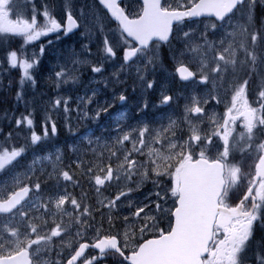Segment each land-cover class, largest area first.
I'll return each mask as SVG.
<instances>
[{"label": "snow or ice", "instance_id": "1", "mask_svg": "<svg viewBox=\"0 0 264 264\" xmlns=\"http://www.w3.org/2000/svg\"><path fill=\"white\" fill-rule=\"evenodd\" d=\"M22 2L0 0V34L20 37L25 45L50 34L60 40L81 28L92 43V27L100 25V59H90L95 54L82 43L88 57L74 59V51L61 50L48 69L58 90L52 106L90 121L94 127L76 139L81 145L87 141L88 148H106L109 159L119 163L99 168L100 174L87 169L98 195L106 184L116 189L93 208L61 185V179L74 186L79 181L59 166L58 154L52 172L34 167V151L30 164L21 163L38 142L58 134L56 122L49 130L46 115L38 134L32 130L33 113L15 119L17 129L27 125L30 141L25 137L23 144L0 150V264H250L247 254L254 243L258 264H264V0H81L78 7L65 0L66 20L44 4L43 22L34 4L25 18ZM113 21L116 27L109 29ZM193 23H202V30ZM165 47L180 80L206 88L184 96L175 119L166 109L178 105L180 97L157 78L158 71L166 72ZM45 53L43 43L34 51L7 52V64L22 71L17 100L26 84H36ZM108 63L115 68L112 78H93L95 86L84 85L83 95L68 94L80 83L76 65H88L103 77ZM63 85H69L64 93ZM157 90L158 104L151 95ZM220 104L223 111L217 112ZM11 137L10 132L5 139ZM145 147L148 159H134L133 153L143 155ZM50 182L56 191L42 187ZM69 201L78 212L76 239L65 248L72 225L54 218L50 226L44 215H63ZM53 204L56 212L50 211ZM52 252L59 259H41Z\"/></svg>", "mask_w": 264, "mask_h": 264}, {"label": "rangeland", "instance_id": "2", "mask_svg": "<svg viewBox=\"0 0 264 264\" xmlns=\"http://www.w3.org/2000/svg\"><path fill=\"white\" fill-rule=\"evenodd\" d=\"M62 1V2H60ZM81 0H73V3L75 6H79ZM65 3V0H26V2L21 3V8L25 11V18H27L30 15L31 9L33 4L35 5V8L38 10V22H43V19L40 20V18H43L42 16V10L44 4H48L53 14L56 16L57 19L63 18L66 20V12L62 11V5ZM42 16V17H40ZM82 23V22H81ZM191 27L202 30L203 24L202 23H193ZM100 28L99 24H96L94 27H92L93 35H92V43H89V40L81 35L82 32L85 31L84 28H81L79 32L74 36L65 37L61 35L60 40H56L55 34H50L48 37L41 38L40 41L33 42L30 45H25L23 43L22 38L20 37H13L11 34H8L7 37H5L4 34H0V92L3 90V87H5L4 82V75L6 72H10L12 68L10 65L7 64L6 56L7 52L9 51L8 47L10 46L11 42L15 43L17 46L15 50L18 51L24 48L27 51H34L37 50L39 45L41 43L45 44L46 46V53L42 59V66L43 70H37L35 72V79L36 84L30 85L26 84L24 88V96L23 99L17 100V102H30L33 108L34 113L36 114V117L33 115L34 119V126L32 130H36V128H40V131H36L38 134L43 132V123H44V117L47 115L50 117V122L48 124L49 130L51 127V121H55L58 128V134L54 137H52L49 141H42L38 142L36 146H34V149L30 150L24 161L21 163H31L33 160V151L36 156V162L34 167L39 170L41 167L45 169L46 172H52L53 171V161H55V156L58 154L61 157V160L59 162V166L63 168L64 170H69L70 174L74 175V180L79 181V186H74L72 182H64L61 179V185H65L67 187V192L70 196H73L77 198L78 200H81L82 203L88 204L89 206L93 208L99 207L98 200L104 199L105 197L112 196L110 190L112 189L114 192L116 191L115 187L105 185L103 188H101V191L99 195L97 194L94 184V180H89V173L87 172V169L89 167L92 168L96 172V174H100L99 168L106 167L109 163L112 164L113 168L116 167V165L119 163L114 157L109 159V152L106 148L103 147H97V145L93 144L91 148L87 147V141H84V144L81 145L79 141L76 139L81 133L85 131L88 127H94V125L91 124L90 121H88L86 118H80L77 119V114L75 111H72L67 114V116L63 112V106L59 110L53 109L52 102L57 97L58 90L54 86V77L50 74L49 68L54 65L57 61V56L59 55L61 50H68V51H74L77 54V57L79 59H84L88 57L87 53H84L81 49V44H88L92 53L95 55H92L90 59L92 60H98L100 59V56L102 55V52H98V46L101 45L103 37L98 33V30ZM109 29H114L115 26L111 22L108 25ZM107 31V29H106ZM230 31V29H229ZM51 39L53 40L52 45H48L47 41ZM5 40H7V43H5ZM96 49V50H95ZM164 51L168 52V49L166 48ZM121 54L118 52V57ZM163 55V50H162ZM169 55V54H168ZM170 60V59H169ZM171 61V60H170ZM172 62V61H171ZM175 63V62H174ZM166 72L160 73L157 72V78L160 80H165L167 85L171 87V94L174 96L180 97L179 102H181V93L184 94V96H187L193 92L198 94H203V92L206 90L204 85H201L199 83H192V84H183L179 81L177 78L176 72L173 70L172 65L164 60ZM176 64V63H175ZM178 66L177 64L175 65ZM73 67L72 64H69V68ZM78 71L75 73L79 76L80 83L75 86V90H72L69 95L72 97H75L76 95H83L84 92V85H88L90 87H94V84H91L90 81H92L93 78L100 80L104 77L112 78L111 73L115 70L113 65L111 63H108L105 65L106 71L103 73V77L100 74H93L90 71V67L88 65H76L75 66ZM118 67V63H117ZM15 70L19 71V81L22 76V71L17 67ZM168 71V72H167ZM128 84H132V80H128ZM128 91L131 92L132 85H127ZM210 87V85H209ZM69 88V85H63L62 89L60 90L62 93L66 92ZM159 90H157V93ZM156 93V94H157ZM91 94V93H89ZM222 98L223 93L221 94ZM67 98V97H66ZM153 102H157L158 100L156 98H153ZM228 100H230V96L227 97ZM250 101L253 99V97L250 95L249 97ZM183 102L185 103V100L183 99ZM183 103V104H184ZM214 103V102H213ZM180 104V103H179ZM175 105L174 107L170 109H166L169 113H175L176 115L173 117L174 119L177 118L182 109H178L180 105ZM223 106V104H222ZM72 109H75V103H71ZM222 107L217 106L216 111L219 112V110ZM150 113H155L156 116H160L161 113L156 108H150ZM0 123H1V116H0ZM134 123V121L132 122ZM167 123V121H165ZM0 127L3 129V127L0 124ZM72 128V132H69V128ZM237 130H240V123H237ZM42 134V133H41ZM61 134H65L63 137V144L59 143L58 140L61 139ZM99 135V133H97ZM18 136L28 137L30 141V133L21 130L18 134ZM16 140H18L17 136H15ZM104 144V141H101V145ZM111 144V142H109ZM64 146H66L70 152V159L66 156ZM153 147H159V145H152ZM125 147L129 150L132 149V144L130 142H127L125 144ZM139 147V145H137ZM92 148H96L97 151L95 154L92 152ZM76 149H79V151H75ZM58 150V152H57ZM115 150V149H113ZM148 148L145 147L143 149V153L147 154ZM136 157L134 159H137V153H133ZM50 157V159H44V157ZM79 157V158H78ZM123 156L121 155V160ZM80 165V167H77V165ZM70 166V167H68ZM43 179V177H42ZM51 183L49 185H43L42 187H45L47 191L54 192L56 189L51 187ZM140 193L136 194V198L143 199ZM70 207L72 209H70ZM68 208L69 210L65 209ZM51 212H56L55 205L53 204L50 209ZM63 215H66V217H63L60 214H57L55 217H53L51 214L44 215V219L48 221V224L50 226H54L52 224V220L55 218L56 222H63L65 224H71L72 227L70 229L69 235H66L64 237V245L65 248H67L68 243L70 240L76 239L75 232L76 227L74 225V219L78 215V212L73 209L70 201L66 203L63 206ZM69 213L71 215H69ZM124 214H127L126 212ZM38 215H43V212L39 213ZM100 219L97 218V221ZM3 226V221L0 219V227ZM105 228H107V224H105ZM47 230V229H45ZM115 231V230H113ZM122 232L123 229H120ZM259 233L257 234V237L259 239ZM60 241L57 240L55 243V248H59ZM259 253V249L257 248L256 244L254 243L248 251L247 255L251 254V257L258 256L256 254ZM67 253L65 252V255ZM249 257V256H248ZM57 260L59 259L58 256L55 255L54 252L42 254L41 259L42 260ZM250 264H258L257 257L254 258V261H250Z\"/></svg>", "mask_w": 264, "mask_h": 264}, {"label": "trees", "instance_id": "3", "mask_svg": "<svg viewBox=\"0 0 264 264\" xmlns=\"http://www.w3.org/2000/svg\"><path fill=\"white\" fill-rule=\"evenodd\" d=\"M19 77L20 75L18 70L10 72L7 75V79L4 81L5 87L0 92V124L5 130L6 135L10 132L12 133V137L10 140H6L5 138L3 139L5 146H7L6 142H10V144H19L22 142L21 140H16L15 138V133L18 129L14 121L17 118H20L22 114L28 115L29 112H33V108L30 102L16 101V92L19 90ZM9 81H11V86H9ZM40 130L41 129L38 128V131Z\"/></svg>", "mask_w": 264, "mask_h": 264}, {"label": "water", "instance_id": "4", "mask_svg": "<svg viewBox=\"0 0 264 264\" xmlns=\"http://www.w3.org/2000/svg\"><path fill=\"white\" fill-rule=\"evenodd\" d=\"M184 82H186V81H184Z\"/></svg>", "mask_w": 264, "mask_h": 264}]
</instances>
